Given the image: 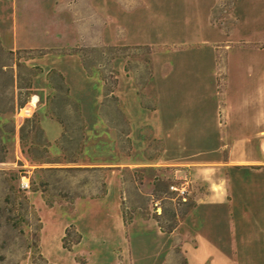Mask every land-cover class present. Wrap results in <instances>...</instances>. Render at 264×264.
<instances>
[{
	"label": "crops",
	"instance_id": "1",
	"mask_svg": "<svg viewBox=\"0 0 264 264\" xmlns=\"http://www.w3.org/2000/svg\"><path fill=\"white\" fill-rule=\"evenodd\" d=\"M135 1L111 0L109 19L125 30L115 45L157 47L151 105L143 100L130 55L112 60L113 102L101 75L90 74L79 55L37 59L44 70L34 77L36 93L23 113L47 104L57 88L55 73L78 104L87 148L95 135L113 131L108 120L114 117L106 112L112 105L110 115L127 122L131 148L126 164L92 166L105 170L106 193L78 196L73 211L48 205L40 190L28 191L41 221L40 252L52 264H164L171 248L165 235L180 234L187 264H264V0H237L238 34L221 38L222 65L215 60V38L194 40L181 28L213 26L216 0ZM41 123L49 140L63 136L57 119L42 115ZM123 167L139 171L142 182L135 173L125 181ZM170 178L192 184L194 204L178 227L164 231L155 218L137 215L126 224L123 194L133 196L124 185L153 187ZM71 225L81 240L69 250L63 240ZM113 247L122 258H110Z\"/></svg>",
	"mask_w": 264,
	"mask_h": 264
},
{
	"label": "rangeland",
	"instance_id": "2",
	"mask_svg": "<svg viewBox=\"0 0 264 264\" xmlns=\"http://www.w3.org/2000/svg\"><path fill=\"white\" fill-rule=\"evenodd\" d=\"M130 5L137 2L130 0ZM110 6L111 0H0V264L27 261L52 264L40 255L41 221L28 197L29 190H40L50 206L59 205L73 211L78 196L96 197L105 192V170L92 166L126 164L131 155L126 137L127 122L121 116L110 115L113 105L106 109L107 117H114L112 122L108 120L113 131L95 135L89 148L85 146L78 104L67 97L58 74L52 76L57 88L47 104L38 102L31 115L23 113L22 109L36 93L34 77L44 70L36 63L37 59L47 54L79 55L90 74L101 75L105 96L113 102L109 94L115 81V74L111 73L112 60L130 55L133 58L130 66L135 69L143 100L150 105L155 100V95L149 92L154 75L151 56L157 47L115 45V40L122 38L125 30L120 25L110 24ZM237 9V0H216L211 19L213 26H182V33L194 35V40L215 38L212 42L217 51L215 60L222 65L227 58L222 51L221 38L230 32L238 34ZM42 115L60 121L65 129L63 136L49 140L41 123ZM133 173L142 182L139 171L122 168L125 181ZM23 180L30 181V189L21 188ZM173 182L185 183L190 191L192 189V184L178 178L157 180L153 187L127 182L125 190H130L133 197L130 200L124 198L128 194H123L125 217L132 218L131 221L136 215L153 217L167 229L179 225L194 199L189 195L188 201H181L169 188ZM156 200L162 207L161 213L155 211ZM164 238L171 243V248L165 251L164 264H187L179 245L180 234ZM109 250L107 254L111 259L114 253L123 257L118 248ZM85 260L79 259L81 263Z\"/></svg>",
	"mask_w": 264,
	"mask_h": 264
},
{
	"label": "built area",
	"instance_id": "3",
	"mask_svg": "<svg viewBox=\"0 0 264 264\" xmlns=\"http://www.w3.org/2000/svg\"><path fill=\"white\" fill-rule=\"evenodd\" d=\"M21 188L24 190H28L31 187L30 181L29 180H23L21 182ZM169 188L171 191L176 192L177 196L180 198L181 201H188L189 195H190V190L188 187L185 185V183L179 184L177 182H173L169 185ZM154 206H155V211L157 213L162 212V207L159 203L158 200L154 201Z\"/></svg>",
	"mask_w": 264,
	"mask_h": 264
},
{
	"label": "trees",
	"instance_id": "4",
	"mask_svg": "<svg viewBox=\"0 0 264 264\" xmlns=\"http://www.w3.org/2000/svg\"><path fill=\"white\" fill-rule=\"evenodd\" d=\"M113 73V72H112ZM114 74V73H113ZM115 82V81H114ZM106 193V184H105V192H104V194ZM104 194H102V196L104 195ZM193 205H191L190 207H192ZM124 218H125V223L126 224H128L130 221H131V219H127L126 217H125V215H124ZM180 220V219H179ZM181 221V220H180ZM159 223H160V221H159ZM160 225V227H161V229H165L166 231H169V232H172V231H174L177 227H178V225H172L171 227H169L168 229L167 228H165L162 224H159ZM74 226L73 225H71L70 227H68V229H67V232H66V235H65V237H64V245H65V247H67V248H69V249H71L72 248V245L73 244H75V243H77V242H79L80 240H81V235L80 234H77V233H75L74 234ZM40 253V252H39ZM40 255H41V257L43 258V260H45L46 262H48V260H46L44 257H43V255L40 253ZM81 262H83V261H81ZM49 263V262H48ZM34 264H36V262L34 263Z\"/></svg>",
	"mask_w": 264,
	"mask_h": 264
}]
</instances>
